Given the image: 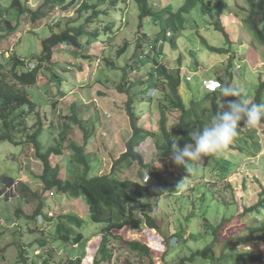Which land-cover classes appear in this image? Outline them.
Masks as SVG:
<instances>
[{"label": "rangeland", "instance_id": "obj_1", "mask_svg": "<svg viewBox=\"0 0 264 264\" xmlns=\"http://www.w3.org/2000/svg\"><path fill=\"white\" fill-rule=\"evenodd\" d=\"M70 1H56V6L50 0V5L43 7L45 0H28L27 5L31 10L36 11L41 7L44 14L40 17L41 21L38 19L36 23L31 17L9 8V0H0V7L6 11V19L13 25V29L0 30V73L9 68V60L15 55L27 62L26 71L32 70L37 63L36 57L42 54V41L52 32L81 25H85L87 31L93 28L98 31L99 37L93 44L87 45L88 38L83 37L85 44L82 48L59 46L57 51L60 54H54V61L57 62L44 66L37 86L27 90L36 108L28 115L26 125L31 128L37 124L45 147L57 143L62 145L63 155L52 156L51 163L59 166L64 179L72 176L68 162L73 152L69 145L71 142L82 145L84 136L90 138L86 148L92 167L90 176L110 172L113 162L125 151V141L131 136L125 111L127 100L133 101L134 111L141 115L138 125L158 132L157 97L153 95V101L149 100L154 91L152 84L146 82L145 75L150 64L145 57H140L141 54L150 58L154 55L148 46L157 38H165L161 63L176 69L178 58H181L180 93L187 106L193 98H201L207 93L203 87L205 79L226 80L231 54L235 59L234 68L242 65L249 69L247 72L242 68L239 75L234 69L233 85H239L247 93L245 89L251 88L246 82L250 86L259 80L264 82V45L254 41L244 23L252 10L247 0H226L228 9L222 20L231 44L226 45L222 35L212 34L207 29L205 17L196 8L186 18V29L174 38L178 46L176 50L171 45L172 38H166L163 32V10L176 11L184 0H149L154 14L143 22L141 31L138 28V6L132 0L125 3L119 0L117 6L106 2L101 12L108 13L89 23L86 20L92 12L80 14L79 5L82 1L92 4L97 0H79L63 10L62 6ZM51 20H56L60 29H50L48 23ZM256 21H264V14ZM109 22L114 25L113 33L104 31V26ZM261 28L262 24L259 26ZM144 34L148 38L136 49L138 39ZM201 38L231 52L224 55L210 53L202 49ZM125 43L128 44L127 51L118 54ZM156 58L159 61V57ZM126 63L132 69L126 75L129 83L125 88L134 86L128 88V92L121 93L118 87L123 85ZM187 77H191L190 82L186 81ZM22 110L29 111V107ZM76 115L79 124L75 125L72 118ZM169 118V128H173L179 114L172 113ZM68 123L72 128L65 127ZM241 130L219 155H215L235 165L224 180L219 178L218 169H215L217 160L206 157L195 171L192 164L184 168L177 166L167 173L158 171L167 180L164 186L155 179H149L146 184L156 192L162 190L164 193L146 199L152 207L149 215L155 219L159 229H150L143 222L139 232L128 229L113 231L107 245L111 258L105 260L100 251L105 225L92 221L83 199H72L57 190H53V196L50 193L42 195L43 185L37 177L42 173V166L31 146L0 142V264H75L76 259H81L80 264H147L146 257L127 249L124 241L130 240L146 244L155 264H178L182 258L190 257L192 252L209 245L213 241L211 226L219 225L224 218L231 222L225 223L218 233L215 258L224 254L250 252L264 260V242L256 240L255 235L252 237L248 231L250 227L264 224V208L241 218L246 208L264 198L260 196L264 188V122L256 127H242ZM137 151L143 155L144 163L150 164L149 169L162 170L161 163L155 160L152 139L146 140ZM206 160L210 163L204 167ZM139 169L138 164L133 163L123 171L121 179L140 182ZM6 179L12 180L10 184L6 183ZM25 185L28 192L22 193ZM40 199L44 203L43 212L52 219L32 217ZM19 211L23 212L22 216L16 213ZM141 214L142 211L137 213L142 218ZM61 215H74L81 219V227L67 226L75 236L82 234L83 240L78 245L54 239ZM41 240L45 241L43 245ZM227 242L230 244L227 245ZM186 264H211V261L197 258ZM244 264H264V261L247 260Z\"/></svg>", "mask_w": 264, "mask_h": 264}, {"label": "trees", "instance_id": "obj_2", "mask_svg": "<svg viewBox=\"0 0 264 264\" xmlns=\"http://www.w3.org/2000/svg\"><path fill=\"white\" fill-rule=\"evenodd\" d=\"M56 1L64 2L65 0H52V3L57 6ZM108 1L110 5L117 6L119 0H97L92 4L82 1L79 5L78 12L80 14L85 11L92 12L91 16L86 20L88 23L91 20L100 19L101 14L108 13L101 12V9L107 5L106 2ZM121 1L124 3L126 2V0ZM132 1L138 6V28L139 31H141L143 22L152 16L154 12L149 5V0ZM9 2V8L15 9L19 13L26 15V17H31L36 23L38 19L44 15L41 7L36 11L31 10L27 5L28 0H24V2L23 0H9ZM77 2H79V0H71L68 4H64L62 9H67ZM247 2L250 4L252 10L249 17L244 20L245 26L249 29L254 41L258 42L259 45H264V21H261V23L256 21L257 17L264 14V0H247ZM49 5L50 0H45L43 7ZM196 8H199L200 13L205 17L207 29L211 31L212 34L217 33L222 35L226 45L227 43L231 44L230 36L222 20L228 9L226 0H184L183 4L176 11H172L168 8L163 10L165 12L163 32L166 38H172L171 45L173 48L176 50L178 47L174 38H177L186 29V18L190 16ZM5 12L6 11L0 7V30L13 29V25L6 19ZM39 21H41V19ZM48 24L50 29L55 27L60 29L61 27L56 20H51ZM260 24H262L261 29H259ZM113 27V23L109 22L107 26H104L105 33H113ZM86 31V26L81 25L78 27H68L62 31L59 30L57 33L52 32L49 37L42 41V54L36 57L37 63L32 70L26 71L27 62L16 55L9 60V68L0 73V142H10L16 146L22 144L31 146L34 150L36 159L42 166V173L40 176H37L43 185L41 191L42 195L45 193H53V190H57L62 195L71 197L72 199H83L92 221L105 225L103 228L104 235L102 236L100 244V251L105 260L111 258V252L107 248V245L109 235L113 231L118 232L128 229L130 231L139 232L143 227V222L144 225L150 229H159L155 219L149 215V212L152 211V207L146 199L161 196L164 193L162 190L156 192L149 184L144 183L142 181L143 175L147 173L150 175L149 179H155L162 186L166 185L167 180H165L158 171L167 173L171 171L172 168L177 167L171 159V152L173 151L172 144L176 143L182 148L185 144L190 143L191 132L202 129L203 126L210 123L215 113L221 110V102H223V99L232 100L236 98H224L219 89L217 91L207 92L201 98H193L187 106L180 93L182 85L181 70L183 68L181 58H178V67L176 69L169 68L161 63V56L164 54L163 46L165 44V38L162 40L157 38L152 44L149 43L148 46V49L151 50L154 55L150 58L140 53V57H145L148 64H150L145 75L147 77L146 82L152 84L151 86L154 91L153 95L157 97L156 101L159 110L158 132H153L149 128L138 125L141 115L139 116L137 112L134 111L133 101L127 100L125 111L130 122L131 136L125 141V151L113 162L110 172L103 175L90 176L92 167L86 153L87 140L90 138H88V136L85 138L84 136L82 145L76 144L75 142H71L69 145L73 152L68 162L72 176L69 179H64L60 174L59 166H53L51 163L52 156L63 155L62 145L57 143L45 147L41 140V129L36 127L37 124L31 128H28L26 125L28 115L36 108L35 104L31 102L27 90L29 87L37 86L40 73L44 66L53 65L57 62L56 58V62L54 61V54H60L57 51L59 46L64 45V47L70 49L76 47L82 48L85 44L82 42L83 37L88 38L87 45L93 44L96 38L99 37L98 31L94 28L92 31ZM169 33L170 36H168ZM147 38L146 34L142 35L141 39H138L139 43L136 49H138L142 45L141 42ZM200 42H202V49H207L210 53L224 55L231 52L230 49L218 48L211 45L205 38H201ZM146 46L147 45H145V47ZM127 49L128 44L125 43L118 50V54H124ZM157 56L159 57V61L156 58ZM106 61H109V59ZM234 62V56L231 54L229 66L226 71L227 78L226 80L219 79L221 86L233 85L235 75L232 71L234 69H237L238 75L242 68L243 71L247 69V72H249L248 66L245 68L239 65V68H234ZM125 66L124 70L126 71L122 76L123 85L118 87L121 93L128 92V88L134 86L130 85L125 88V85L129 83L126 75L132 69L131 66L129 68L127 63ZM54 77H57V75H54ZM246 84L251 89H245L247 91V93H245V98L250 102L264 103V82L259 80L251 86L247 82ZM153 95L149 96L150 101H153ZM23 107H29V111H23ZM172 113H178L179 118L176 126L169 128V116ZM72 119L75 120V125L79 124L77 115L76 117L73 116ZM72 119L70 122H72ZM65 127L72 128L70 123L66 124ZM80 127L84 129L81 125ZM29 130L32 132L29 133ZM241 131L242 130H239L238 133H241ZM148 139L154 141L155 160L161 163L162 170L158 168L155 170L149 169L150 164L144 163L143 155L137 151V148ZM206 158L217 160L218 163H216L217 166L215 169H218L217 172L221 180H224L235 166L233 163L221 160L215 155H209L206 156ZM133 163L138 164L140 168L138 172L141 179L140 182L121 179L123 171L131 167ZM208 163L210 162L206 160L204 167H206ZM5 181L10 184L12 180L6 179ZM33 195L37 196L36 193H33ZM260 196H264V188ZM43 205L44 203L40 199V203L32 217L37 218L38 216H44L47 219H52L47 213L45 214L43 212ZM261 208H264V198H261L257 204L246 208L241 218L247 214L258 212ZM141 211L142 218L137 215V213ZM16 213L18 214L20 212ZM59 219L54 239L64 243L71 242L72 245H78L83 240L82 234H76L75 236L67 226L79 228L82 226L81 219L74 215H61ZM203 220H205V218ZM229 222H231L230 219L227 220L224 218L219 225L214 228L211 226L213 241L204 249L192 252L190 257L182 258L178 264H186L187 262L192 263L197 258L211 261V264H231L237 262L239 264H244L247 260L252 262H263L264 260L262 257L250 252H244L242 254L233 253L230 255L224 254L219 258H215V245L219 243L218 233L222 230L225 223ZM248 231L252 237L255 235L256 240L264 242V224L257 227H250ZM42 242L45 243L44 240H41V245H43ZM124 244H126L127 249L131 253H139L146 257L147 264H155L150 254V248L146 244L136 240L124 241ZM226 244L229 245L230 243L227 242ZM80 263L81 259H76L75 264Z\"/></svg>", "mask_w": 264, "mask_h": 264}, {"label": "clouds", "instance_id": "obj_3", "mask_svg": "<svg viewBox=\"0 0 264 264\" xmlns=\"http://www.w3.org/2000/svg\"><path fill=\"white\" fill-rule=\"evenodd\" d=\"M187 78L191 79V77ZM216 82L218 84L214 90L209 91L204 88L205 91L219 90L221 85L218 81ZM220 93L224 98L235 97L236 99H223L221 110L215 113L210 123L202 129L191 132L190 143L182 148L176 143L172 144L171 159L175 165L184 168L192 164V170L195 171L196 166L204 162V157L219 155L238 135L242 127H256L264 122V103L250 102L245 98L244 90L239 85H224Z\"/></svg>", "mask_w": 264, "mask_h": 264}, {"label": "built area", "instance_id": "obj_4", "mask_svg": "<svg viewBox=\"0 0 264 264\" xmlns=\"http://www.w3.org/2000/svg\"><path fill=\"white\" fill-rule=\"evenodd\" d=\"M190 80H191L190 78H187V81H190ZM217 84L218 83L216 81H213V80H204L203 81V87L209 91L214 90L216 88ZM142 181L144 183H147L149 181V176H147V174H144L142 177ZM50 195L53 196V193L51 192Z\"/></svg>", "mask_w": 264, "mask_h": 264}, {"label": "crops", "instance_id": "obj_5", "mask_svg": "<svg viewBox=\"0 0 264 264\" xmlns=\"http://www.w3.org/2000/svg\"><path fill=\"white\" fill-rule=\"evenodd\" d=\"M38 161V160H37ZM36 160H35V162H37ZM28 188H26V185L22 188V193H23V191H25V192H28V190H27ZM22 198L23 199H25L24 198V196H22ZM25 200H27V199H25ZM28 201V200H27ZM29 202V201H28ZM20 212V215L22 216V214H23V212L22 211H19ZM26 214H27V212H26ZM25 214V215H26ZM30 231H31V229H30Z\"/></svg>", "mask_w": 264, "mask_h": 264}, {"label": "bare ground", "instance_id": "obj_6", "mask_svg": "<svg viewBox=\"0 0 264 264\" xmlns=\"http://www.w3.org/2000/svg\"><path fill=\"white\" fill-rule=\"evenodd\" d=\"M217 86V85H216Z\"/></svg>", "mask_w": 264, "mask_h": 264}]
</instances>
